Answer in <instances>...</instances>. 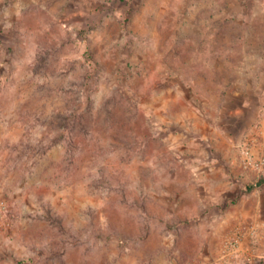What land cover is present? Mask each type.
Returning a JSON list of instances; mask_svg holds the SVG:
<instances>
[{
    "label": "rangeland",
    "instance_id": "rangeland-1",
    "mask_svg": "<svg viewBox=\"0 0 264 264\" xmlns=\"http://www.w3.org/2000/svg\"><path fill=\"white\" fill-rule=\"evenodd\" d=\"M0 201V264H264V0H0Z\"/></svg>",
    "mask_w": 264,
    "mask_h": 264
},
{
    "label": "built area",
    "instance_id": "built-area-1",
    "mask_svg": "<svg viewBox=\"0 0 264 264\" xmlns=\"http://www.w3.org/2000/svg\"><path fill=\"white\" fill-rule=\"evenodd\" d=\"M5 210H6V205H5V203L3 202V201H0V216L2 217V218H4V212H5ZM185 264H196V263H191V262H189V263H185Z\"/></svg>",
    "mask_w": 264,
    "mask_h": 264
},
{
    "label": "trees",
    "instance_id": "trees-1",
    "mask_svg": "<svg viewBox=\"0 0 264 264\" xmlns=\"http://www.w3.org/2000/svg\"><path fill=\"white\" fill-rule=\"evenodd\" d=\"M262 179L261 180H259L258 182H257V184H260V183H262ZM254 185H249V187H248V189L250 190V189H252V187H253Z\"/></svg>",
    "mask_w": 264,
    "mask_h": 264
}]
</instances>
